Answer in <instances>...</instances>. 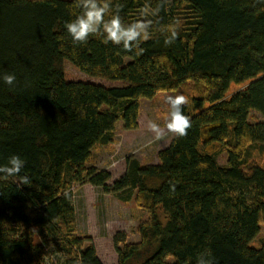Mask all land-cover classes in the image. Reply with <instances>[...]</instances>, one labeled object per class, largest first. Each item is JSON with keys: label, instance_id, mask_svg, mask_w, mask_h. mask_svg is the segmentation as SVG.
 Listing matches in <instances>:
<instances>
[{"label": "trees", "instance_id": "obj_1", "mask_svg": "<svg viewBox=\"0 0 264 264\" xmlns=\"http://www.w3.org/2000/svg\"><path fill=\"white\" fill-rule=\"evenodd\" d=\"M110 7L125 26L151 21L149 38L130 52L103 36L74 45L66 23L82 14L77 0H0V166L18 155L20 177L31 181L0 179V264H46L50 252L59 264H103L92 239L76 234L71 188L85 183L149 213L139 243L114 238L118 264L147 246L144 264H264V245L251 246L264 224V166L247 162L254 145L264 150V0ZM173 29L177 38L166 44ZM189 83L202 92L182 106L192 127L173 136L158 164L130 157L112 185L110 172L87 168L118 122L138 129L142 99ZM252 112L263 120L252 123ZM221 144L224 166L207 151Z\"/></svg>", "mask_w": 264, "mask_h": 264}, {"label": "rangeland", "instance_id": "obj_2", "mask_svg": "<svg viewBox=\"0 0 264 264\" xmlns=\"http://www.w3.org/2000/svg\"><path fill=\"white\" fill-rule=\"evenodd\" d=\"M249 82L232 84L227 97L244 90ZM202 92L197 91L192 83L183 86L176 92L158 93L153 99H142L139 127L136 130H125L122 122L116 124L113 142L110 144H97L92 152V157L87 168L95 167L99 170H107L111 173L109 184L112 185L121 178L127 169V159L135 158L141 165L158 164V154L169 146L174 136L166 133L164 139H155V133L149 130V121L155 122L166 130V122L169 119L170 106L166 102L169 95H184L187 103L193 97ZM263 118L251 113L250 121L255 123ZM207 151L217 157L220 165H227L228 154L225 145H213ZM205 152V148L202 147ZM206 153V152H205ZM249 165L258 164L264 166V150L260 145H254L247 159ZM74 205L76 208V234L81 238H91L99 259L103 264H118V254L114 245V238L119 234H125L126 244L139 243L141 237L139 226L150 219L147 210L135 203V199L125 202L114 194H105L101 187H94L88 183L73 184L71 188ZM159 219L166 221L162 210H157ZM88 244V243H87ZM264 245V224L261 225L259 236L252 243V247L259 248ZM87 246V245H86ZM124 243L119 244L123 248ZM153 252L152 246L143 248L129 264H144ZM61 256L50 252L46 257V264H59ZM52 261V262H51ZM169 261H172L169 259Z\"/></svg>", "mask_w": 264, "mask_h": 264}, {"label": "clouds", "instance_id": "obj_3", "mask_svg": "<svg viewBox=\"0 0 264 264\" xmlns=\"http://www.w3.org/2000/svg\"><path fill=\"white\" fill-rule=\"evenodd\" d=\"M77 7L81 9V15L75 20L66 23L68 34L72 38L73 44H84L90 36H103V42L107 44L111 41L113 44L120 45L123 41V48L132 51L133 47H138L141 40H147L149 34L146 29L151 21L138 20L125 26L118 14H112L110 0H77ZM110 15L109 20L105 16ZM145 16V12H141ZM143 33V35H142ZM177 31L171 30V37L166 40V44H171L177 38ZM139 54V53H138ZM4 80L7 84L12 85L15 76L6 75ZM166 102L170 106L169 119L165 128H161L155 122L149 121L148 128L155 133V139H164L166 133H172L176 137H185L188 130L192 127L188 116L183 114L182 106L187 103L184 95H169ZM24 160L18 155H12L7 165L0 166V179L8 180L19 177L23 185H30L31 181L27 177H20ZM209 264L211 262L209 261Z\"/></svg>", "mask_w": 264, "mask_h": 264}]
</instances>
